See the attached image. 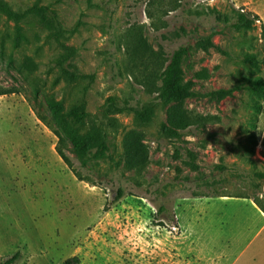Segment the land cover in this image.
Returning <instances> with one entry per match:
<instances>
[{"label": "rangeland", "instance_id": "obj_1", "mask_svg": "<svg viewBox=\"0 0 264 264\" xmlns=\"http://www.w3.org/2000/svg\"><path fill=\"white\" fill-rule=\"evenodd\" d=\"M0 3L49 7L75 30L58 37L50 15L16 22L0 12V264L16 253L15 264H167L169 249L177 263L264 264L253 201L211 197L264 206V0ZM241 9L259 17L253 28L216 19ZM62 45L73 49L65 67L93 83L61 76ZM176 52L190 94L155 105L149 122L123 110L156 101ZM49 101L65 113L85 101L108 133V151L86 166L65 149L80 180L56 151ZM174 120L176 135L165 130ZM129 136L146 147L142 171L125 166ZM190 237L202 260L189 254Z\"/></svg>", "mask_w": 264, "mask_h": 264}, {"label": "trees", "instance_id": "obj_2", "mask_svg": "<svg viewBox=\"0 0 264 264\" xmlns=\"http://www.w3.org/2000/svg\"><path fill=\"white\" fill-rule=\"evenodd\" d=\"M0 12L6 14L8 17L14 19L16 22H22L29 17H41L44 19L51 16L50 20L53 22V28H55L56 35L58 37L69 34H74L75 30L68 31L62 28L58 22L56 13L46 6H33L24 12H16L11 9L5 3H0ZM235 19L232 21L228 16L221 14L216 15L218 21L232 22L231 25L236 30L251 29L254 27L255 22L259 20V17L252 13L245 12L243 9L235 10ZM65 48L66 54H64L58 67L61 76L69 82H77L79 80H89V84L94 82V75H84L75 73L65 67L66 62L71 59L73 49ZM179 56L180 53L176 52L173 56L170 64L163 72V80L158 88V96L156 101L152 104L145 105L141 108L127 107L123 110H128L134 114L137 120L141 122L153 121L154 107L155 105H168L173 101L181 100L187 97L190 93L188 87H181L179 85ZM87 90V88L85 89ZM51 109L52 120L55 126L58 128L57 133L58 144L56 151L63 162L69 167L73 168L71 159L65 153V149L71 146V151L75 154L77 159L82 162L83 166L87 165L88 160L91 157H97L108 151V133L104 126L91 122V115L87 111V105L85 101H80L74 108L65 113L64 107L61 102L49 101ZM178 114V109L174 110ZM109 126L115 128V121H110ZM173 128L165 129L167 133L177 134L178 127L181 126L179 121L174 120L172 124ZM86 127V128H85ZM185 126H183L184 128ZM84 130V131H83ZM124 153H125V166L128 169H134L136 171H142L148 165L149 156L146 147L135 136H129L124 141ZM215 169L225 170L222 165H216ZM74 175L81 179L77 172L72 169ZM124 192L119 191V199L123 196ZM215 198H237V199H249L264 213V206L255 198L248 196H226V195H213ZM118 199V200H119ZM163 211V209H161ZM20 258L19 253L13 255L10 259L6 260L2 264H15ZM65 264H79L78 258H73L65 262Z\"/></svg>", "mask_w": 264, "mask_h": 264}, {"label": "crops", "instance_id": "obj_3", "mask_svg": "<svg viewBox=\"0 0 264 264\" xmlns=\"http://www.w3.org/2000/svg\"><path fill=\"white\" fill-rule=\"evenodd\" d=\"M219 199H223V200H226V199H228V198H219ZM243 200H245V199H243ZM250 201H252V200H250ZM254 208H256L258 211H260V213L262 214V216L264 217V214H263V212L253 203V205H252ZM185 240H187L185 243H189V244H192V245H194V246H192L191 248H189L190 250H189V254H193V255H195V256H197V257H199V259L200 260H202V258L200 257V255H201V253H202V248L200 247V245H196V243H198V241H195V240H198V239H195V238H193V237H190V238H187V239H185ZM185 250H187V248H185ZM198 254H200V255H198ZM168 256H169V258L168 259H166L167 260V264H191L189 261H187V259H185L184 260V262L183 263H177V259H176V255H177V253L176 252H174V251H172L171 249H169V252H168V254H167ZM187 261V262H186ZM198 261V260H197ZM199 262V261H198ZM201 262V261H200Z\"/></svg>", "mask_w": 264, "mask_h": 264}]
</instances>
